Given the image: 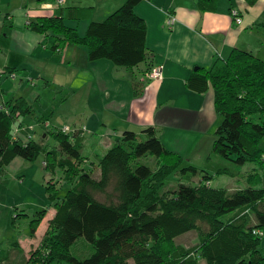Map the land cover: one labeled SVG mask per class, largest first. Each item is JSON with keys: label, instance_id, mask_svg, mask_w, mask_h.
Here are the masks:
<instances>
[{"label": "trees", "instance_id": "trees-1", "mask_svg": "<svg viewBox=\"0 0 264 264\" xmlns=\"http://www.w3.org/2000/svg\"><path fill=\"white\" fill-rule=\"evenodd\" d=\"M142 1L125 0L104 20H91L84 35L65 23L91 19L92 7L83 5H58L55 15L38 16L27 26L52 35L54 51L67 44L84 46L90 61L108 59L132 68L149 56L147 23L135 11ZM220 1L196 0V7L216 11ZM246 1L253 5L258 0ZM230 7L231 15L236 9L242 17L234 4ZM19 71L4 67L0 79ZM188 87L198 93L214 91L221 122L207 158L215 161L217 157L210 169L189 163L183 166L184 157L168 149L157 130L149 126L141 133L125 130L120 141L99 159L101 176L95 178L84 171L83 163L79 165L85 159L80 134L50 124L40 140L31 138L33 134L27 135V140L21 137L23 116H34L40 125L49 121V116L38 114L23 95L3 99L5 90L0 84V173L17 157L34 161L44 154L47 169L55 171L64 164L71 178L77 177L63 197L57 184L48 181L49 199L56 212L40 245L24 264H200L201 259L206 264H264V53L235 48L209 68L197 66ZM50 139L58 149H48ZM148 155L156 158V168L141 162ZM66 158L71 161L68 165ZM223 159L239 166L254 163L261 172L236 191L214 187L207 183L214 176L236 177L238 172ZM178 171L186 182H179L177 189L164 190L168 178ZM198 175L199 183L192 184ZM45 212L33 220L32 234ZM192 230L197 233V244L176 243L177 236ZM79 237L94 248L83 259L70 253ZM1 255L0 264L6 258Z\"/></svg>", "mask_w": 264, "mask_h": 264}, {"label": "crops", "instance_id": "crops-1", "mask_svg": "<svg viewBox=\"0 0 264 264\" xmlns=\"http://www.w3.org/2000/svg\"><path fill=\"white\" fill-rule=\"evenodd\" d=\"M12 1L14 0H7L8 6L6 5L4 8L3 4H0V15L5 13L12 28L25 31L24 39L27 44L21 49L23 54L34 53L39 47L38 44L42 45L46 41L52 40L53 43L52 35L35 32L27 26V23L38 16L55 15L57 5L51 0H18L21 5L12 8ZM124 1L85 0L80 4L77 0L74 5L92 7L91 19L100 20L99 18H106ZM65 3L62 6H71L67 4V0ZM232 4L241 12L243 21L240 24L236 23L231 15L230 6ZM135 11L147 23L146 44L149 56L146 61L137 66L121 68V80L118 74H116L117 78L111 76L118 73L120 69L118 67L121 66L115 65L108 59L90 61L84 46L67 44L61 49L53 50L54 54L64 53L68 57L69 51L71 52L70 47L75 49L80 47L81 64L83 65L77 66L78 61L72 57L67 58L69 63L74 62V72L81 71L84 68V62L92 63L99 70L98 73L91 72V74H96V77H92L90 82L96 89L97 86L100 87L101 84L107 83L102 90L108 92L110 99L113 97L108 107L113 111L110 116L114 114L115 117L114 130L111 131L108 126L104 125L101 127L103 131L96 136L88 138L86 133L80 134L84 138L81 155L86 140L90 141L92 146L88 158L84 154L82 155L85 157L82 167L88 165L87 171L95 178L101 176V170L89 158L94 157L99 162L106 151L120 141L125 130L141 133L143 129L152 126L157 130V135L165 146L181 154L184 158L190 156L186 153H189L194 147H196L195 150L201 148L202 135L216 129L221 118L215 110L212 88L205 93H198L188 87V79L192 72L197 66L211 67L217 58L228 57L235 48L250 50L256 54L264 53V0H258L253 5L246 0H221L216 11H200L196 7V0H143L135 7ZM170 17L175 19L172 24L169 23ZM91 19L83 20L88 22ZM78 21L65 20V23L77 27L78 25L76 26L72 22L77 23ZM80 35L84 34L80 31ZM65 58L61 57L60 60ZM20 60L22 61V59ZM21 61L17 64L4 65L2 69L7 66L18 68L20 71L17 72V77L24 75L23 71L31 72L32 70H28L26 67L29 64L24 60ZM158 64L163 65V80H157L151 76L152 70ZM29 67H33L32 69H36V73L45 76L44 72L39 73L38 71L41 68L40 65L31 64ZM4 76L10 79V77ZM3 77L0 79L1 87ZM110 89H114L115 92L110 93ZM4 90L3 99L6 100L8 92L6 89ZM23 117L21 118L22 122L25 119ZM49 125L50 122L47 121L43 126ZM29 126H33V124ZM118 126H121L122 131H119ZM27 129V123L23 122L19 133L21 137H26L25 140L30 132L23 134L22 131ZM83 129H85L84 132L88 131L85 126ZM188 131H191L192 134L187 133ZM33 139H36L34 135ZM211 162L215 161L206 159L203 167L210 169ZM55 212L56 210H54V214Z\"/></svg>", "mask_w": 264, "mask_h": 264}, {"label": "rangeland", "instance_id": "rangeland-1", "mask_svg": "<svg viewBox=\"0 0 264 264\" xmlns=\"http://www.w3.org/2000/svg\"><path fill=\"white\" fill-rule=\"evenodd\" d=\"M51 1L57 5V0ZM65 2L63 3L64 5L66 4ZM84 2L85 0H78L80 4ZM75 3H77V0H67L68 5H74ZM0 4H3L2 7L4 8L7 5V0H0ZM16 5H21V2L18 0L12 1L11 7L13 8ZM96 17L99 18L100 16ZM99 19L104 20L105 18ZM91 20H88V22L79 20L77 23H72L76 26L78 25L79 33L81 31V33L85 34L87 23ZM24 32V30L12 28L11 22L8 21L5 13L0 15V70H2V66L4 65L17 64L22 59L21 62L24 60L29 66L31 64L40 65L41 70L39 69L38 71L39 73L41 71L44 72L45 76L44 74L36 73V69L33 70V67L29 66L26 67L28 70H32L31 72L23 71L24 75H18L16 78L10 77V79H7L2 75V87L8 92V97L16 95L27 97L38 114L46 117L49 116L51 126H57L59 129L66 128L65 131L70 134L86 133V136L89 138L90 136H96L98 133L100 134L103 131L101 127L104 125L108 126L109 130H114V125H116L115 117L114 114L110 116L113 111L112 108L108 107L113 97L110 99L107 94L108 92L102 90L107 83L101 84L100 87L97 86L96 89L93 86L94 84L90 82L92 77H96V74H91V72L98 73L99 69L86 61L84 62V68L76 73L73 70L74 62L69 63L67 60V58L72 57L78 61L77 66L83 65L81 64L82 54L80 47L78 49L70 47L71 52L69 51V56L66 57L64 53L54 54L52 40H49L42 45L38 44L39 47L34 53L24 55L21 51L23 46L27 44V41L24 39ZM61 57L66 58L60 60ZM118 68H120L118 73L111 76L117 78L116 74H118L121 80V68L125 67ZM112 82L114 83V81ZM109 92L115 91L114 89H110ZM23 118H25L23 122L27 123V126L30 124H33V126H29L30 129L28 127L22 133L30 132L38 140L42 139L43 134L51 128V126H43L36 123L34 116L27 115ZM84 126L88 128V131L84 132ZM118 128L120 131L121 126H118ZM214 130L215 128L202 135L201 148L195 150L196 147H194L189 153H186L190 156H185L183 166L191 164L201 170L204 168L203 165L212 150ZM187 133L192 134L191 131ZM47 147L48 149H58L55 141L52 139L47 142ZM90 150H92V146L90 141L86 140L85 146H83V154L86 158L89 157ZM62 155V153L59 154V156ZM216 158L214 156L215 161L217 160ZM44 159V154H40L34 161L17 157L10 166H5L0 173V254H2L1 258L6 257L3 259L2 264H24L31 258L33 251L38 248L47 233L55 210V203L50 201V192L47 191L48 181L51 180V183L57 184L56 186L61 190V197H63L66 189H70L75 185L74 182L77 180V177L74 180L71 178L70 171H67L69 170L67 166L62 164V166L55 168V171H52V167L50 169L46 168V161ZM89 159L98 166L96 158L90 157ZM64 160H66V165L71 162L67 158ZM223 160L227 166L234 168L238 172L236 177L226 174L214 176L211 181L207 182L214 187H223L229 191L239 190L247 187L252 182L250 177H255L256 172L260 171L254 163L248 162L243 166H239L225 159ZM83 162H80L79 165ZM141 162L150 165L152 168L157 167V160L153 155L142 157ZM88 168V165L83 166L85 171ZM181 176L179 171L172 174L166 181L164 190L177 189L179 182H186ZM258 176L262 175L258 174ZM200 179L201 176L198 175L191 183H199ZM260 181L256 180L259 183ZM44 210L46 211L45 215L41 220L37 221L36 232L32 234L31 224L33 220L40 218ZM252 219L255 222L253 216ZM16 241H18V245L14 244ZM175 241L177 244L189 247L197 244L199 239L196 231L192 230L177 236ZM93 252L94 248L92 244L84 237H79L70 247V253L80 259L90 256ZM200 264H206L205 260L201 259Z\"/></svg>", "mask_w": 264, "mask_h": 264}, {"label": "built area", "instance_id": "built-area-1", "mask_svg": "<svg viewBox=\"0 0 264 264\" xmlns=\"http://www.w3.org/2000/svg\"><path fill=\"white\" fill-rule=\"evenodd\" d=\"M66 0H57L56 3L57 5H61L65 2ZM232 15H234L235 17V21L236 23L240 24L242 23V17H240L238 15V11L236 9H234L232 11ZM175 19L174 17L169 18V23L172 24L174 23ZM17 76L16 72H13L10 74V77L15 78ZM152 78L157 79V80H163L164 76H163V65L162 64H158L153 70H152V74H151ZM66 129V128H65ZM64 129V130H65Z\"/></svg>", "mask_w": 264, "mask_h": 264}, {"label": "water", "instance_id": "water-1", "mask_svg": "<svg viewBox=\"0 0 264 264\" xmlns=\"http://www.w3.org/2000/svg\"><path fill=\"white\" fill-rule=\"evenodd\" d=\"M195 69H197V67Z\"/></svg>", "mask_w": 264, "mask_h": 264}]
</instances>
